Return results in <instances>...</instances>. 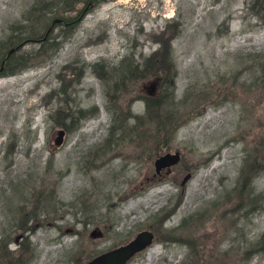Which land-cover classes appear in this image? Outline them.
<instances>
[{"label": "rangeland", "instance_id": "1", "mask_svg": "<svg viewBox=\"0 0 264 264\" xmlns=\"http://www.w3.org/2000/svg\"><path fill=\"white\" fill-rule=\"evenodd\" d=\"M75 1L0 0V264H264V0Z\"/></svg>", "mask_w": 264, "mask_h": 264}, {"label": "water", "instance_id": "2", "mask_svg": "<svg viewBox=\"0 0 264 264\" xmlns=\"http://www.w3.org/2000/svg\"><path fill=\"white\" fill-rule=\"evenodd\" d=\"M11 51H13V48H9L6 54ZM2 62L3 60L0 63V67ZM61 133L62 131L58 129L57 140H59ZM179 157L178 151H165L157 155L152 161L154 173H159L162 169L168 172L170 166L175 164ZM153 236V232L150 229H140L127 241L100 251L80 264H125L132 255L147 247L152 242Z\"/></svg>", "mask_w": 264, "mask_h": 264}, {"label": "trees", "instance_id": "3", "mask_svg": "<svg viewBox=\"0 0 264 264\" xmlns=\"http://www.w3.org/2000/svg\"><path fill=\"white\" fill-rule=\"evenodd\" d=\"M151 57H152V59L151 58H148V61H153V63H155L154 64L155 66L153 67V70L150 73L151 74H153V73L156 74L157 71L160 68L159 63H161L162 57L160 56V54H158V52L154 53L153 56H151ZM166 66H167V69H166L165 75H163V76L158 75V77H159L158 83H160V84H162L164 86V90L165 91L163 92V94L160 96L159 99H154V100H156L154 102L155 104L161 103V101L162 100L164 101V99H172L173 98V95H172V92L171 91L173 90V86H174V74H175V70L173 68V65L171 63H169V62L167 63ZM139 68L140 67L138 65H134V67H131L128 70H131L132 71L131 72V75L134 76L135 78H143V77H145L147 71L146 72H144V71L146 69L145 68L139 69ZM128 73H130V71H128ZM127 82L123 85V88L124 89L126 87ZM187 87L190 88V89H192V88H194V85L191 84V85H188ZM145 103H146L145 110L148 111V108H149L151 102H148V100H146ZM136 117L138 118L137 115H136ZM166 118L167 119L170 118V115H168ZM159 124L160 125H164V123L163 122H160V121H159ZM26 221L27 220L24 219V221H22L19 225H17V227L18 228H22L24 230V223H26ZM5 237L6 236H3V237L0 238V244L3 247L5 246V244H6L7 240H8ZM180 240H183V239H180Z\"/></svg>", "mask_w": 264, "mask_h": 264}, {"label": "flooded vegetation", "instance_id": "4", "mask_svg": "<svg viewBox=\"0 0 264 264\" xmlns=\"http://www.w3.org/2000/svg\"><path fill=\"white\" fill-rule=\"evenodd\" d=\"M95 0H76L75 3H78L76 8H74V15L75 17L73 18V21H79L92 7L94 4ZM57 21H60L63 25L72 23V20L69 21H64L63 17H58ZM93 65V63H90V66ZM78 100V99H77ZM84 113L81 112L79 113V116H82Z\"/></svg>", "mask_w": 264, "mask_h": 264}]
</instances>
